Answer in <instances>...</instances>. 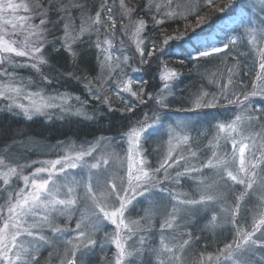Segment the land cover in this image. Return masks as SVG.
Here are the masks:
<instances>
[{"label":"rangeland","instance_id":"rangeland-1","mask_svg":"<svg viewBox=\"0 0 264 264\" xmlns=\"http://www.w3.org/2000/svg\"><path fill=\"white\" fill-rule=\"evenodd\" d=\"M38 8L34 0H0V112L27 120L78 116L82 108L77 97L50 94L44 84L26 76L29 69L39 75L45 62L41 53L46 19L35 22ZM184 11L189 16L195 13L190 6ZM260 20L254 14L217 30L197 57L216 55L242 40L246 51L258 53ZM128 28L138 50L140 25ZM105 31L95 39L100 70L96 81L101 86H88L99 92L113 80L111 93L124 99L132 92L134 70L126 73L122 66L129 61L123 40ZM66 35L69 30L63 44L71 52L74 41ZM172 78L170 71H163L160 102ZM257 110L264 116V106ZM242 117L231 112L224 118L213 115L193 121L159 117L149 124L141 120L113 138L30 144L28 149L23 144L0 152V264H219L218 257L190 260L187 245L170 232L198 217L204 238L212 234L225 239L233 228L229 192L241 204V243L252 225L247 222L258 223L264 211V168L252 175L250 195L241 197L260 147L259 140L246 132ZM208 134L209 145L226 141L206 157L207 172L190 183L193 197L158 189V182L171 180L167 164L181 139L191 136L198 144ZM25 150L44 158L29 160ZM263 242L264 230L251 246L236 251L233 241H226L219 253L226 260L220 264H264Z\"/></svg>","mask_w":264,"mask_h":264},{"label":"trees","instance_id":"trees-1","mask_svg":"<svg viewBox=\"0 0 264 264\" xmlns=\"http://www.w3.org/2000/svg\"><path fill=\"white\" fill-rule=\"evenodd\" d=\"M34 1L39 3L37 12L40 14L35 22L46 19L41 53L45 62L39 75L29 69L26 76L44 84L50 94L77 97L82 113L63 119L46 120L40 116L27 120L0 112V152H12L23 144L24 149H28L30 144L86 143L101 137L113 138L141 120L142 124H149L159 117L169 121L174 118L193 121L213 115L224 118L230 112L240 113L243 115L241 121L246 123V132L259 140L260 145L240 193L241 197L250 195L248 186H252V175L264 168V116L257 110L264 106V0ZM189 6L195 11L190 16L184 11ZM254 14L261 19L258 27L263 30L258 53L246 51L242 40L216 55L197 57L217 30ZM96 21L101 24L97 26ZM128 24L140 25L141 46L138 50L127 35ZM104 28L124 42L123 51L129 55V61L122 63L125 72L134 70L132 92L124 94V99L111 93L109 82L113 80L99 92L92 87L93 84L101 86L96 81L100 70L95 39L99 33H107ZM66 30H69L67 40L74 41L71 52L63 44ZM165 70L170 71L173 78L168 84L167 96L160 102L161 75ZM17 72L24 73L23 70ZM88 83L92 85L88 86ZM208 136L198 144L191 136L181 139L167 164L173 172L171 180L158 182L155 186L193 197L190 183L207 172L206 157L221 149L226 141L222 139L217 145H209ZM23 154L29 160L44 158L27 150ZM225 181L229 184L227 179ZM229 193L233 228L226 231L225 239L228 243L233 241L236 251L242 245L251 246L257 234L264 230V211L258 223L247 222L252 225L241 243L238 235L241 204ZM170 233L187 245L190 260L195 263L200 261L201 255L226 260L219 254L227 246L225 239L217 240L212 234L204 238L206 233L202 232L198 217ZM203 240L206 245L202 244ZM262 244L264 246V242Z\"/></svg>","mask_w":264,"mask_h":264},{"label":"water","instance_id":"water-1","mask_svg":"<svg viewBox=\"0 0 264 264\" xmlns=\"http://www.w3.org/2000/svg\"><path fill=\"white\" fill-rule=\"evenodd\" d=\"M69 264H73V263H69Z\"/></svg>","mask_w":264,"mask_h":264}]
</instances>
